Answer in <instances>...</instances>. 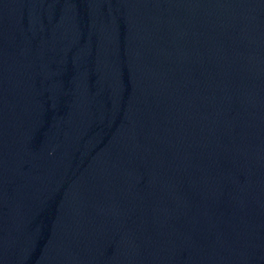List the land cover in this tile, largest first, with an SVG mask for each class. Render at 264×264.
<instances>
[{
	"label": "water",
	"instance_id": "1",
	"mask_svg": "<svg viewBox=\"0 0 264 264\" xmlns=\"http://www.w3.org/2000/svg\"><path fill=\"white\" fill-rule=\"evenodd\" d=\"M0 264H264V0H0Z\"/></svg>",
	"mask_w": 264,
	"mask_h": 264
}]
</instances>
